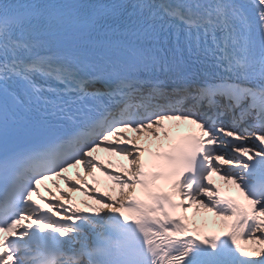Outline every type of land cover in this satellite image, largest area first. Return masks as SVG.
Listing matches in <instances>:
<instances>
[{"label":"snow or ice","instance_id":"obj_1","mask_svg":"<svg viewBox=\"0 0 264 264\" xmlns=\"http://www.w3.org/2000/svg\"><path fill=\"white\" fill-rule=\"evenodd\" d=\"M0 264H264V0H0Z\"/></svg>","mask_w":264,"mask_h":264},{"label":"bare ground","instance_id":"obj_2","mask_svg":"<svg viewBox=\"0 0 264 264\" xmlns=\"http://www.w3.org/2000/svg\"><path fill=\"white\" fill-rule=\"evenodd\" d=\"M74 195L77 196V194H74ZM211 226H212V224H209V227H211ZM216 226H218V225L216 224ZM218 227H220V225Z\"/></svg>","mask_w":264,"mask_h":264}]
</instances>
